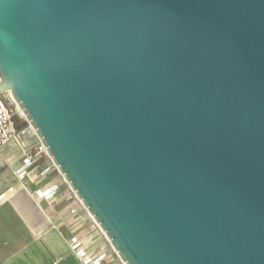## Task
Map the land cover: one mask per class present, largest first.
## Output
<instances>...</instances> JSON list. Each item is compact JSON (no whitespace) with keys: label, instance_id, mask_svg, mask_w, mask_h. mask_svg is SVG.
<instances>
[{"label":"water","instance_id":"1","mask_svg":"<svg viewBox=\"0 0 264 264\" xmlns=\"http://www.w3.org/2000/svg\"><path fill=\"white\" fill-rule=\"evenodd\" d=\"M6 93L125 264H264V0H0Z\"/></svg>","mask_w":264,"mask_h":264},{"label":"crops","instance_id":"2","mask_svg":"<svg viewBox=\"0 0 264 264\" xmlns=\"http://www.w3.org/2000/svg\"><path fill=\"white\" fill-rule=\"evenodd\" d=\"M19 164L18 157L0 154V196L4 194L0 199V264H84L70 248L73 235L86 244L90 255L114 249L84 206L71 214L66 198L39 200L33 195L38 188L62 179L60 172L39 181L27 178L25 189L13 172ZM118 264L125 263L120 259Z\"/></svg>","mask_w":264,"mask_h":264},{"label":"built area","instance_id":"3","mask_svg":"<svg viewBox=\"0 0 264 264\" xmlns=\"http://www.w3.org/2000/svg\"><path fill=\"white\" fill-rule=\"evenodd\" d=\"M0 154L13 159L19 158L20 164L13 172L25 189L27 178L39 181L56 171L59 172L47 147L12 96L8 99L0 95ZM9 160L7 161L11 163ZM33 195L39 200L58 201L60 198H66L71 214H76L79 206H83L63 176L60 180H53L46 187L38 188ZM3 196L4 194L0 199ZM69 244L84 264H118L121 259L115 249H103L96 255H90L86 244L76 235L69 239Z\"/></svg>","mask_w":264,"mask_h":264},{"label":"rangeland","instance_id":"4","mask_svg":"<svg viewBox=\"0 0 264 264\" xmlns=\"http://www.w3.org/2000/svg\"><path fill=\"white\" fill-rule=\"evenodd\" d=\"M10 96H11L10 93H6V95H5V97L8 99H10Z\"/></svg>","mask_w":264,"mask_h":264}]
</instances>
